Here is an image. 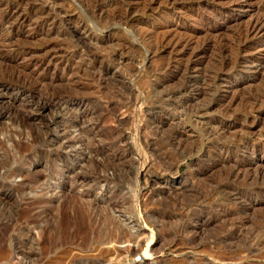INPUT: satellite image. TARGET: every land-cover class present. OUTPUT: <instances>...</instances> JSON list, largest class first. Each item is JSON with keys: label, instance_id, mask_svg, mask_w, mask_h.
<instances>
[{"label": "rangeland", "instance_id": "374dc122", "mask_svg": "<svg viewBox=\"0 0 264 264\" xmlns=\"http://www.w3.org/2000/svg\"><path fill=\"white\" fill-rule=\"evenodd\" d=\"M257 19L0 0V264H264Z\"/></svg>", "mask_w": 264, "mask_h": 264}, {"label": "bare ground", "instance_id": "6f19581e", "mask_svg": "<svg viewBox=\"0 0 264 264\" xmlns=\"http://www.w3.org/2000/svg\"><path fill=\"white\" fill-rule=\"evenodd\" d=\"M20 2V1H19ZM43 6H44V4H43ZM16 7V6H15ZM49 8V7H48ZM15 9V8H14ZM14 9H12L11 11H14ZM45 10V9H44ZM48 10V9H47ZM17 13V12H16ZM12 14V13H11ZM19 14V13H18ZM45 14V13H44ZM118 14V13H117ZM16 15V14H15ZM111 15V14H110ZM17 16H19V15H17ZM21 20V19H20ZM264 23V20H259V19H257L256 21H254L253 22V24L251 25V28H256V27H258L260 24H263ZM264 25V24H263ZM250 26V25H249ZM89 32V31H88ZM159 40H161V39H159ZM181 44V43H180ZM256 97V96H255ZM254 100V99H253ZM248 102V101H247ZM251 102V101H250ZM254 102V101H253ZM261 102V101H260ZM252 103V102H251ZM254 105V104H253ZM179 135V134H178ZM179 138V137H178ZM180 140V139H179ZM191 151V150H190ZM237 172V171H236Z\"/></svg>", "mask_w": 264, "mask_h": 264}]
</instances>
